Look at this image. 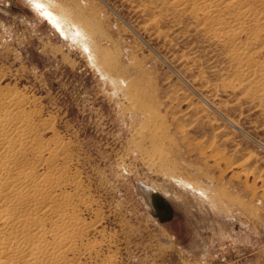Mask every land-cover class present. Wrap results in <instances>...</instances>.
Instances as JSON below:
<instances>
[{
	"label": "rangeland",
	"instance_id": "obj_1",
	"mask_svg": "<svg viewBox=\"0 0 264 264\" xmlns=\"http://www.w3.org/2000/svg\"><path fill=\"white\" fill-rule=\"evenodd\" d=\"M38 1L0 0V84L69 153L96 226L80 263L264 264V110L221 88L220 46L162 0Z\"/></svg>",
	"mask_w": 264,
	"mask_h": 264
},
{
	"label": "bare ground",
	"instance_id": "obj_2",
	"mask_svg": "<svg viewBox=\"0 0 264 264\" xmlns=\"http://www.w3.org/2000/svg\"><path fill=\"white\" fill-rule=\"evenodd\" d=\"M161 4L171 11L166 10V16H187L195 31L220 46L227 62L221 88H234L264 110V0H162ZM76 32L80 31L74 23L71 33ZM120 90L132 100V86ZM33 103L0 84V264H81L80 257L92 256L87 236L96 226L81 217L89 205L79 192L77 175L68 172L67 149L56 135L42 137ZM43 129L48 131V126ZM147 132V140H140V129H133L130 146L149 160L148 150L159 138ZM68 187L75 190L68 192ZM140 191L152 213H157L156 191L143 185Z\"/></svg>",
	"mask_w": 264,
	"mask_h": 264
},
{
	"label": "water",
	"instance_id": "obj_3",
	"mask_svg": "<svg viewBox=\"0 0 264 264\" xmlns=\"http://www.w3.org/2000/svg\"><path fill=\"white\" fill-rule=\"evenodd\" d=\"M158 201H160V198L159 197H156V199H155V209L157 210V213H158L157 216H158V218H163L164 216L169 217L170 216V212L165 213V215L159 213L160 208L158 206Z\"/></svg>",
	"mask_w": 264,
	"mask_h": 264
}]
</instances>
